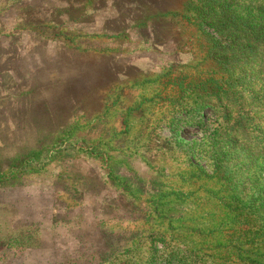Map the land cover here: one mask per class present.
<instances>
[{
  "label": "rangeland",
  "instance_id": "1",
  "mask_svg": "<svg viewBox=\"0 0 264 264\" xmlns=\"http://www.w3.org/2000/svg\"><path fill=\"white\" fill-rule=\"evenodd\" d=\"M22 1L0 0V264L264 263V142L183 125L199 33L31 29Z\"/></svg>",
  "mask_w": 264,
  "mask_h": 264
},
{
  "label": "trees",
  "instance_id": "2",
  "mask_svg": "<svg viewBox=\"0 0 264 264\" xmlns=\"http://www.w3.org/2000/svg\"><path fill=\"white\" fill-rule=\"evenodd\" d=\"M23 1L21 6L17 5L15 13L21 26L31 29L40 24L74 29L88 18L86 26H94L95 19L99 17L103 22L98 31L107 29L120 34L131 27L137 34L143 35L142 39L146 42L163 46L172 40V29L177 34H182L184 29L197 31V48L203 55L200 71L193 81L176 86L183 95L189 92V97L185 99L190 102V107L187 111L183 110L186 117L184 127L202 131L212 128L213 140L207 143L212 152L222 145L237 142L236 139L227 144L223 140L225 137L232 141L231 138L238 136L249 145V135L255 131L259 140L257 145L264 142V135L257 132L254 123L258 109L264 110V0ZM105 11L108 17V14L103 16ZM57 36L53 34L51 41L60 43L55 40ZM68 54L67 51L63 53ZM92 70L99 75L97 67ZM73 75L72 85L68 87L81 89L88 73L79 67ZM185 85H188L187 92ZM205 109L211 111L212 121L199 120ZM193 115H197L198 119H191ZM262 145L264 147V143ZM198 152L201 153L200 150Z\"/></svg>",
  "mask_w": 264,
  "mask_h": 264
}]
</instances>
